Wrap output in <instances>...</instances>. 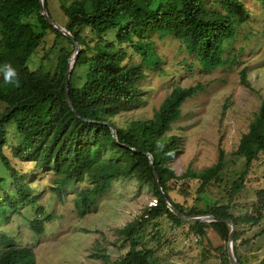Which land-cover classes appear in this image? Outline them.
<instances>
[{
	"label": "trees",
	"instance_id": "16d2710c",
	"mask_svg": "<svg viewBox=\"0 0 264 264\" xmlns=\"http://www.w3.org/2000/svg\"><path fill=\"white\" fill-rule=\"evenodd\" d=\"M258 1L264 6V0ZM45 2L48 8V0ZM220 6L221 11L209 10L203 0H73L68 6L61 4L66 17L63 26L84 47L80 48L69 72L68 93L74 108L72 111L65 100L64 85L68 58L73 50L61 48L52 75L41 67L30 70L27 62L48 31L56 38L66 39L72 47L73 42L47 23L39 13V0H0V66L10 64L19 74V86H16L6 84L3 72H0V102L5 104L0 112V158L15 190L13 195L5 191L3 201L11 210L16 212L22 204H32L35 200L25 178L3 152L7 125L14 118L16 130L23 140L14 148L13 157L28 160L33 153L37 167L51 169L56 174L57 190L85 177L93 183L91 191L98 195L119 178L135 177L151 188L155 204L145 206L131 221L117 229L129 248L111 264H159L150 248H137L136 234L149 221L162 215L173 224L183 222L163 202L153 169L161 190L180 213L229 218L236 226L240 221L257 223L258 215L237 217L229 209L231 198L243 189L253 161L264 155V98L233 151L236 156L243 157L244 168L231 182L229 201L205 211L185 207L171 199L167 192L170 179L185 176L196 179L199 182L197 191L203 192L212 181L218 180L223 168L222 149L216 162L200 171L187 170L176 175L170 167V159L179 152L180 137L166 133L179 117L182 103L193 97L200 85L173 86L151 118L131 120L125 127L111 120L142 101L140 82L146 76L140 64L122 63V46L118 49L115 44H125L145 56L153 46L148 39L150 34H158L160 38L173 35L188 53L196 57L204 70L217 68L225 62L222 56L225 41L236 35L238 24L235 19L243 18L246 8L241 0H220ZM48 13L51 16L49 8ZM32 14H35V22L24 19ZM110 31H115L114 41L104 38ZM87 32L97 36L92 46L85 40ZM81 66H85L83 81L75 84L76 69ZM240 82L246 87L251 86L245 70L240 72ZM110 126L115 129L116 139ZM157 141L165 145L162 151L157 148ZM146 153L152 156L153 167ZM257 196L260 208L264 207V188L257 192ZM80 203V214H83L90 205L86 190L80 193ZM40 211L41 207L37 213ZM187 223L189 229L199 236L205 234V227L212 226L227 242L230 228L223 222ZM29 226L36 235L44 232L42 218H33ZM239 235L236 230L234 249L242 264L237 252L239 244H235ZM34 260L31 247L10 244L0 229V264H33ZM223 261L230 264L228 255L225 254Z\"/></svg>",
	"mask_w": 264,
	"mask_h": 264
},
{
	"label": "rangeland",
	"instance_id": "374dc122",
	"mask_svg": "<svg viewBox=\"0 0 264 264\" xmlns=\"http://www.w3.org/2000/svg\"><path fill=\"white\" fill-rule=\"evenodd\" d=\"M72 1L48 0L51 18L61 26L66 17L60 6H68ZM241 1L246 7L245 14L243 18L236 17V35L225 41L222 52L225 62L217 68L204 70L173 35L160 38L158 34H150L148 39L153 46L145 56L125 44H115L118 49L122 46V63H138L146 75L140 82L142 101L111 117L118 126L125 127L135 119L151 118L173 86L200 85L195 95L182 103L179 117L171 123L166 134L180 137L179 152L170 159V167L176 175L209 167L216 162L219 150L224 152L218 180L212 181L205 191L198 192L199 182L190 176L167 182L171 199L201 211L229 201L231 182L244 168L243 157L236 156L233 151L264 98V6L258 0ZM203 4L209 10L221 11L220 0H203ZM24 19L35 22V14ZM114 35L115 31H110L104 38L114 41ZM96 39L95 34L86 33L85 40L90 46ZM62 47L74 50L66 39L56 38L48 31L27 66L30 70L41 67L52 75ZM242 70L251 86L241 84ZM84 72L85 66L76 69L75 84L83 81ZM4 107L0 102V112ZM22 140L13 118L7 125L3 152L25 178L35 200L32 204H22L16 212L3 201L5 191L13 195L15 190L0 158V229L9 243L31 247L35 255L33 264H111L121 258L129 244L122 240L117 229L145 206L155 204L151 188L135 177L119 178L98 195L91 191L93 183L85 177L57 190L56 174L51 169L37 167L33 153L28 160L13 157L14 148ZM261 188H264V155L253 161L243 189L231 198L229 212L234 216H259L257 223L240 221L236 226L240 235L235 244H239L237 252L242 264H264V207L260 208L257 196ZM82 190L87 191L90 205L80 214ZM39 207L41 211L37 213ZM35 217L43 219L44 232L40 235L34 234L29 226ZM182 221L173 224L165 215L149 221L136 234L137 248H150L159 264H228L223 261L225 254L227 256V242L212 226L205 227V234L199 236L189 229L187 222L190 220Z\"/></svg>",
	"mask_w": 264,
	"mask_h": 264
},
{
	"label": "water",
	"instance_id": "95a60500",
	"mask_svg": "<svg viewBox=\"0 0 264 264\" xmlns=\"http://www.w3.org/2000/svg\"><path fill=\"white\" fill-rule=\"evenodd\" d=\"M40 1V8H39V13L43 16V18L47 21L48 24H50L54 29H56L58 32H60L61 34H63L64 36H66L67 38H69L74 45V50L72 55L68 58V66H67V70L65 73V85H64V92H65V100L68 104V106L70 107V109L72 111H74L73 105L70 101L69 98V93H68V83H69V72L70 69L73 65L74 59L76 58L79 50H80V45L78 44V42L75 41L74 37L71 35V33L64 27L61 26L60 24H58L57 22H55L51 16L49 15L47 8H46V4H45V0H39ZM110 130L112 133V136L114 137V139H116V133H115V129L110 126ZM149 159V164L151 167H153V158L150 154L146 153ZM153 172L155 174V177L157 179V184L160 190V194H161V198L163 200V202L166 204V206L173 212V214H175L178 218H180L181 220H190V221H197V222H202V221H219V222H223L225 224H227L229 226V233H228V238H227V255H228V260L230 264H240V262L238 261L235 251H234V246H233V242H234V232L236 230V225L235 223L229 219V218H215L213 215H208V214H203V215H184L182 213H180L175 207L174 205L170 202V200L166 197L165 193L161 190V186H160V182L159 179L155 173V170L153 169Z\"/></svg>",
	"mask_w": 264,
	"mask_h": 264
},
{
	"label": "clouds",
	"instance_id": "9594fccd",
	"mask_svg": "<svg viewBox=\"0 0 264 264\" xmlns=\"http://www.w3.org/2000/svg\"><path fill=\"white\" fill-rule=\"evenodd\" d=\"M0 72H3L4 82L6 84H15L16 86H19V74L10 64L5 63L0 66ZM156 146L161 151L165 147V145L161 144L159 141H157Z\"/></svg>",
	"mask_w": 264,
	"mask_h": 264
}]
</instances>
